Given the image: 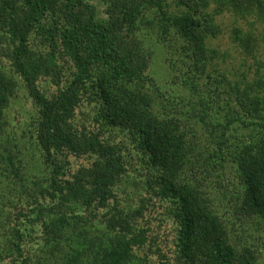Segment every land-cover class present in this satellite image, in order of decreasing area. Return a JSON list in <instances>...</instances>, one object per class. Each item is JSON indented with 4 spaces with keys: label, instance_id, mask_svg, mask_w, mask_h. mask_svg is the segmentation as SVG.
Wrapping results in <instances>:
<instances>
[{
    "label": "trees",
    "instance_id": "obj_1",
    "mask_svg": "<svg viewBox=\"0 0 264 264\" xmlns=\"http://www.w3.org/2000/svg\"><path fill=\"white\" fill-rule=\"evenodd\" d=\"M100 2L105 6L104 16H98L95 5L87 0H0V164H7L3 171L15 169L16 156L6 149L12 139L5 132V117L22 86L20 81L37 108L36 141L49 168L48 185L36 186L32 193L29 189L26 223L13 229L9 246L0 247V264H31L20 243L39 223L46 246L63 239L71 223L78 226L74 237H69L62 264H130L133 247L148 235L144 227L136 226L142 207L115 204L113 187L128 167L141 171L143 200L154 196L171 203L177 250L174 263L168 264H259L260 252L232 239L233 221L221 214L218 202L226 198L230 215L264 225V80L249 82L246 77L217 71L213 65L225 54L210 47L207 38L221 32L215 16L231 11L248 24L247 28L233 27L231 41L258 69L256 54L264 43V0ZM151 32L162 43L170 34L183 40V59L191 65L186 76L194 90L195 80L205 78L213 94L205 100L225 98L227 106L220 107L227 112H193L211 133L216 132L212 146L202 141L197 125L183 122L186 112L156 111L146 73L149 49L141 39ZM35 38L37 49L30 45ZM2 55L8 57L11 72L2 64ZM65 62L73 69L67 78ZM43 76L56 85L49 95L39 85ZM83 100L92 104L98 127L73 125L75 108ZM108 130L126 135L128 143L110 144L102 137ZM67 153L93 157V166L77 180L89 179L90 189L81 190L87 204L107 208L106 216H110L104 220L105 228L84 224L73 214L70 202L75 186L65 178L63 156ZM16 167L19 171L22 165ZM227 167L236 174L238 188L211 183Z\"/></svg>",
    "mask_w": 264,
    "mask_h": 264
},
{
    "label": "rangeland",
    "instance_id": "obj_2",
    "mask_svg": "<svg viewBox=\"0 0 264 264\" xmlns=\"http://www.w3.org/2000/svg\"><path fill=\"white\" fill-rule=\"evenodd\" d=\"M87 1L95 5L98 16H104L103 10L105 6L100 0ZM172 9H174V5H172ZM212 9L213 5L209 8V11H212ZM247 19L251 20L252 18ZM215 23L219 26L221 32L216 37L209 36L207 44L225 55L223 57L220 56L216 62L214 61L215 65L213 67H217V71H228L229 75L231 74L230 76L246 77L245 80L249 82L259 77L264 80V43H260L256 54L260 64L257 69L251 59L245 60L240 55L231 41L232 28L235 26L247 28V22L231 11L225 10L215 16ZM257 27L261 29L260 24H257ZM141 39L143 41L142 46L145 49H149V64L147 65L146 73L151 79L150 87L155 99L156 111L167 113L186 112L183 122L186 125H197L200 129L198 133L201 134L202 141L212 146L210 140L217 138L216 132L211 133L206 128V123H203L199 116H194L193 112H203L202 110L215 113L227 112L220 107V105L227 106L225 98H222L221 95L216 100L210 98L205 100V98L213 95L210 94L212 85L207 83L205 78L199 77L195 80L194 86L196 85L197 89L194 90L192 84L188 81V76H186V73L190 71L191 65H189L188 59H183L184 44H181L183 40L176 35H168L163 43L157 39L153 32L145 33ZM36 42L35 38L32 43L30 42V45L35 48L38 44ZM1 60L5 69L11 72L8 57L2 55ZM63 66V75L67 78L70 71L73 70L72 66L68 69L66 62ZM18 83L23 86L20 81ZM39 85L41 90L47 95L56 89V85L49 76L41 77ZM22 86L20 87L19 85L17 88L5 117V132L9 133L8 136H11L12 139L6 145V149H10L15 154L16 159L14 162L15 169L12 172L9 170L3 171L7 164H0L2 166L0 167V172L3 173V175H0V247H3L4 244L8 245L6 243L12 239L14 228H22L23 224L26 223L24 220L27 219L30 211V207L27 205L29 189H31L30 193H32L36 186L46 187L48 185L49 168L36 141L37 108ZM74 112L72 122L75 127L82 128L83 125L87 128L98 127V124H95L92 118L95 110H93L92 104L88 103L87 100L79 102ZM204 122H207V120ZM102 137L106 138L110 144L121 145L127 144L129 141L126 135L115 130L103 131ZM123 153L125 154V149H123ZM63 158L66 167L65 178L75 186L74 195L70 202L71 207L74 208L73 214H78L84 224L90 225L93 223L105 228L106 223L104 220L110 216H106L108 213L107 208L98 207L95 202L90 205L87 204V199L81 195V190L90 189L89 179L84 177L80 178L79 181L77 180L93 166V157L88 155L74 156L67 153ZM19 165H22V167L18 171L16 166ZM226 171L219 179L213 177L211 183L214 186L221 185L220 188L226 185L230 186V188H238L239 184L236 174L232 171L230 172L229 167L226 168ZM20 175L23 177H20ZM140 175H142L141 171L128 167V172L113 187L114 194L118 200L115 204H118V207L127 209L142 207L143 215L137 218L136 226L144 227L148 236L145 242L133 247L134 255L130 264L174 263L177 250V226L169 213L171 203L160 202L154 196H145L146 198L144 197L145 199L143 200L142 194L144 191L140 190V186L144 178ZM77 181L79 183L75 184ZM232 184H235V186ZM29 198V202H31L33 197L30 196ZM219 201L221 214H226L233 221V224H231L232 228L231 226L230 228L234 242L253 248L257 254L260 252L259 254L262 258L259 260V264H264V225L258 227L256 223L236 219L235 216L230 215L231 209L227 199ZM112 203L113 201L110 199L109 205ZM69 220L73 221V219ZM71 224L63 232V239L54 242L50 246L44 245L41 240L42 228L40 223L35 225L33 230L29 231L30 233L21 239L22 253L29 256L31 264H46L48 262L62 264L65 259L64 253L68 251L69 237H74V228L78 227L75 223ZM242 228H245L243 232L240 231ZM245 232H250L256 236L253 237L250 233H246V236H244ZM91 234L93 235V232L89 233L90 236ZM67 235L68 237L66 238Z\"/></svg>",
    "mask_w": 264,
    "mask_h": 264
}]
</instances>
